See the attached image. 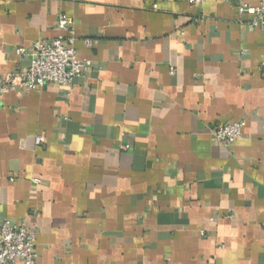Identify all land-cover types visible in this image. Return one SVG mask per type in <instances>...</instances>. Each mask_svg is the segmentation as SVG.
<instances>
[{
    "label": "crops",
    "instance_id": "0c3cea01",
    "mask_svg": "<svg viewBox=\"0 0 264 264\" xmlns=\"http://www.w3.org/2000/svg\"><path fill=\"white\" fill-rule=\"evenodd\" d=\"M60 14L91 71L0 96V223L35 264H264V30L230 0H0V77Z\"/></svg>",
    "mask_w": 264,
    "mask_h": 264
},
{
    "label": "built area",
    "instance_id": "2783aa9c",
    "mask_svg": "<svg viewBox=\"0 0 264 264\" xmlns=\"http://www.w3.org/2000/svg\"><path fill=\"white\" fill-rule=\"evenodd\" d=\"M197 5L204 0H187ZM239 14L251 16L248 25L264 30V0L256 5L244 0H230ZM57 30L62 33L51 40H36L28 49H16L17 55L25 54L28 65L23 70H13L0 77V96L7 91H39L49 84L69 86L76 77L91 71L89 59L80 58L74 46L73 21L65 14L57 17ZM89 43V42H88ZM264 64V63H262ZM242 120L218 125L213 129L211 140L219 145L230 146L242 133ZM41 142V137L36 138ZM127 149V145L121 146ZM37 182V181H35ZM35 234L24 225L4 220L0 223V264H35Z\"/></svg>",
    "mask_w": 264,
    "mask_h": 264
}]
</instances>
